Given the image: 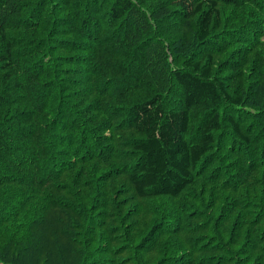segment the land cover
Segmentation results:
<instances>
[{
    "label": "trees",
    "instance_id": "16d2710c",
    "mask_svg": "<svg viewBox=\"0 0 264 264\" xmlns=\"http://www.w3.org/2000/svg\"><path fill=\"white\" fill-rule=\"evenodd\" d=\"M107 263L264 264V0H0V264Z\"/></svg>",
    "mask_w": 264,
    "mask_h": 264
},
{
    "label": "rangeland",
    "instance_id": "374dc122",
    "mask_svg": "<svg viewBox=\"0 0 264 264\" xmlns=\"http://www.w3.org/2000/svg\"><path fill=\"white\" fill-rule=\"evenodd\" d=\"M176 22H177L176 20L173 21V23H176ZM119 180L122 181V178L120 177ZM153 201L155 202L156 205L159 204L157 200H153ZM153 201L152 200L142 201V200H139L136 198L134 199L133 197H131L129 202H127L126 204L128 207H131V208L134 207L136 209V211H134L133 213L134 214L133 219L139 218V223L147 227L152 221V219L154 218L153 216H151V212L149 211L150 207H152L153 205ZM147 206L148 208L146 209ZM124 207H126V205H124ZM107 264H110V263H107Z\"/></svg>",
    "mask_w": 264,
    "mask_h": 264
}]
</instances>
